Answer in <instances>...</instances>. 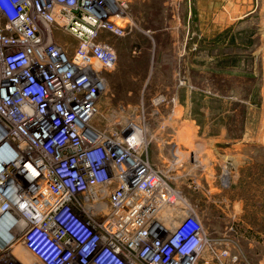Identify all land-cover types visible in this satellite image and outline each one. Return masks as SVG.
Returning a JSON list of instances; mask_svg holds the SVG:
<instances>
[{"label": "built area", "instance_id": "built-area-1", "mask_svg": "<svg viewBox=\"0 0 264 264\" xmlns=\"http://www.w3.org/2000/svg\"><path fill=\"white\" fill-rule=\"evenodd\" d=\"M130 1L0 0V264H27L16 246L30 264H248L179 189L195 170L141 100L96 123Z\"/></svg>", "mask_w": 264, "mask_h": 264}, {"label": "rangeland", "instance_id": "rangeland-1", "mask_svg": "<svg viewBox=\"0 0 264 264\" xmlns=\"http://www.w3.org/2000/svg\"><path fill=\"white\" fill-rule=\"evenodd\" d=\"M128 7L138 29L109 39L117 64L105 73L108 91L96 123L101 126L113 110L133 108L141 100L149 132L161 145L176 144L178 157L196 171L198 189L189 188L190 181L177 185L203 225L218 238L225 226L232 228L236 234L229 236L238 240L234 252L259 264L264 256V0H131ZM158 96L163 104L154 103ZM172 99L174 119L168 118ZM162 125L164 131L156 133ZM252 235L260 242L257 255L251 253L254 260L244 244Z\"/></svg>", "mask_w": 264, "mask_h": 264}, {"label": "crops", "instance_id": "crops-1", "mask_svg": "<svg viewBox=\"0 0 264 264\" xmlns=\"http://www.w3.org/2000/svg\"><path fill=\"white\" fill-rule=\"evenodd\" d=\"M131 2V1H130ZM153 148V150H152ZM151 150H150V153H151V158L153 161H157L160 156H161V148L159 147H156V146H152ZM155 152V153H154ZM197 167V166H196ZM195 175L197 177V174H196V171H195ZM249 228V227H247ZM248 233V232H247ZM244 241H245V245H246V248H247V253H249V256L253 259V255H255V248H256V251L258 252L259 251V245H260V242L258 240H256V236H253L251 237V239H249L248 237L247 238H244ZM256 246V247H255ZM250 249H252L253 251H249ZM20 251L24 252L25 254H27V252H25L23 249H20ZM252 253V254H251ZM251 254V255H250ZM261 252H259L258 256H260ZM28 255V254H27ZM257 255V253H256ZM30 257V255H28ZM257 256V257H258ZM31 258V257H30ZM254 260V259H253ZM258 263L259 264H264V256L262 257V260H259L258 259Z\"/></svg>", "mask_w": 264, "mask_h": 264}, {"label": "bare ground", "instance_id": "bare-ground-1", "mask_svg": "<svg viewBox=\"0 0 264 264\" xmlns=\"http://www.w3.org/2000/svg\"><path fill=\"white\" fill-rule=\"evenodd\" d=\"M15 253L17 254V256L19 257V259L23 263L30 264V262H29L30 261V257L27 254H25L24 252L20 251V248L18 246H16V248H15Z\"/></svg>", "mask_w": 264, "mask_h": 264}]
</instances>
